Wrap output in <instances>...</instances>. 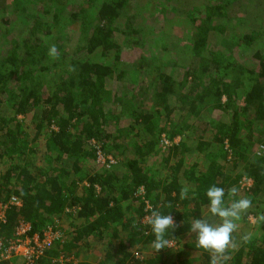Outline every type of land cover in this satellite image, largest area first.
<instances>
[{
    "label": "trees",
    "instance_id": "trees-1",
    "mask_svg": "<svg viewBox=\"0 0 264 264\" xmlns=\"http://www.w3.org/2000/svg\"><path fill=\"white\" fill-rule=\"evenodd\" d=\"M161 134L179 144L160 152ZM213 185L252 200L224 264H264L249 220L264 213V0H0V204L21 203L0 236L19 220L53 231L35 261L7 264H210L189 232ZM152 209L177 225L159 252Z\"/></svg>",
    "mask_w": 264,
    "mask_h": 264
},
{
    "label": "clouds",
    "instance_id": "clouds-1",
    "mask_svg": "<svg viewBox=\"0 0 264 264\" xmlns=\"http://www.w3.org/2000/svg\"><path fill=\"white\" fill-rule=\"evenodd\" d=\"M48 56L54 60L59 58L55 44L49 46ZM188 192L187 186L182 187L180 199L187 198ZM206 196L210 202L207 208L208 215L202 218H193L189 233L195 234L196 248H202L210 254V264H224L227 259L226 253L230 248L235 247L233 234L239 230L240 222L248 215L249 209L252 207V200L248 197H240L239 189L235 185L227 190V200L225 189L215 185L208 188ZM143 219L151 227L155 237L152 241V248L156 252L166 247L171 248L172 240L166 236L170 229L171 237H173L172 232L177 227L173 216L163 215L158 209H152L151 214ZM249 220L253 224L262 225L264 224V213H259L255 218L249 216ZM253 235L252 232L244 233L240 236V240L246 244Z\"/></svg>",
    "mask_w": 264,
    "mask_h": 264
},
{
    "label": "built area",
    "instance_id": "built-area-1",
    "mask_svg": "<svg viewBox=\"0 0 264 264\" xmlns=\"http://www.w3.org/2000/svg\"><path fill=\"white\" fill-rule=\"evenodd\" d=\"M99 149V148H98ZM98 157L105 162L106 158L100 149L97 151ZM110 158V157H109ZM103 162V163H104ZM109 163L115 162L114 159L108 160ZM20 201L12 196L8 204H0V224L6 222L4 211L9 205H17ZM14 238L3 240L0 238V264H7L13 258L22 256L25 261L32 262L39 258L45 250V241L41 235L32 234L31 226L27 222L18 221L14 227Z\"/></svg>",
    "mask_w": 264,
    "mask_h": 264
},
{
    "label": "rangeland",
    "instance_id": "rangeland-1",
    "mask_svg": "<svg viewBox=\"0 0 264 264\" xmlns=\"http://www.w3.org/2000/svg\"><path fill=\"white\" fill-rule=\"evenodd\" d=\"M147 16H149V14L147 15ZM244 27L245 28H243V27H240L239 29H238V31L239 32H244L245 33V31H246V26L244 25ZM251 29V28H250ZM249 29V30H250ZM75 30V29H74ZM74 30H70L69 28H64L62 31V37H61V39H59V44H61V46H62V48H64V50H65V52L66 53H71L72 52V48L75 46V42H76V37L74 36V34L73 33H76ZM53 32H55L54 33V35L55 34H57V31H56V29H53L52 30ZM65 35V36H64ZM69 37V41H68V37ZM65 39H67V40H65ZM69 56L66 54V58H68ZM5 104V103H4ZM6 105V104H5ZM5 105H3L4 107H7V106H5ZM4 112V114H9L8 112V110H4L3 111ZM138 127H140V125L138 126ZM179 141H180V137L179 136H175L172 140H169L164 134H161V136H160V138H159V142H158V145H159V149H160V152L162 151H164L167 147H169L170 145H171V143L172 144H179ZM100 151L103 153V151L100 149ZM133 152V150L131 149V150H128L127 152H126V154L125 155H127V153L129 154V153H132ZM103 155H104V157L106 158V160H105V162L103 161V160H101V157H98V154H97V156H96V160H97V162L99 163V164H101V165H103V166H105V167H108V168H112V166L114 165V162L113 163H109L108 162V160L109 159H111V160H113L114 159V161H116V160H118L117 158H115V157H113V156H110V155H105L104 153H103ZM110 157V158H109ZM104 162V163H103ZM241 185L242 186H248V185H250L251 184V180L250 179H246V178H242L241 179ZM85 185H87V183L85 184ZM21 203H19V204H17V205H14V206H19ZM147 208H150V206L149 207H147ZM7 210H5L4 211V214H5V216L7 215V212H6ZM28 224H30L29 222H28ZM244 230H245V228H244ZM13 231H14V229H13ZM11 232V235H13L14 234V232ZM37 231H39V230H37ZM37 231H35V232H32V234H38L39 232H37ZM53 231L51 230V227L50 226H47V227H45L44 228V230H43V238H44V241L45 242H47V241H49L50 239H52V237H53ZM40 234V233H39ZM57 234V233H56ZM55 234V235H56ZM58 236H60V234L58 233L57 234ZM1 239H3V240H8V239H10V237L8 238L7 236H1ZM52 241V240H51ZM50 241V242H51ZM45 247H46V245H45ZM175 249V248H174ZM149 250H153V249H149ZM146 251V250H145ZM137 251L136 250H134V253H136ZM137 255H138V253H137ZM146 254H144V253H139V257H144ZM62 257V256H61ZM61 257L60 258H58V261L59 262H57L56 264H64V261L63 260H61ZM67 258H65V259H69V260H73V262H74V264H76L78 261H80V260H90L91 262H93L94 260H95V258L94 257H83V258H81V257H79V258H77L75 255H73V254H70V255H68V256H66ZM18 258V262L19 263H21V262H23L24 261V259L25 258H23L22 256H19V257H17ZM14 259H16V258H14ZM12 260V259H11ZM25 262V261H24Z\"/></svg>",
    "mask_w": 264,
    "mask_h": 264
},
{
    "label": "crops",
    "instance_id": "crops-1",
    "mask_svg": "<svg viewBox=\"0 0 264 264\" xmlns=\"http://www.w3.org/2000/svg\"><path fill=\"white\" fill-rule=\"evenodd\" d=\"M0 203H2V202H0ZM3 204H5V203H3ZM6 210H8V209H6ZM7 212V211H6ZM4 225V224H3ZM2 226V225H1ZM14 229V228H13ZM12 232V231H11ZM3 236H6V235H3ZM0 238H1V236H0ZM9 238V237H8ZM175 249H176V247H174ZM172 250H173V248H172ZM172 256L174 257V254L172 253ZM175 258V257H174Z\"/></svg>",
    "mask_w": 264,
    "mask_h": 264
}]
</instances>
